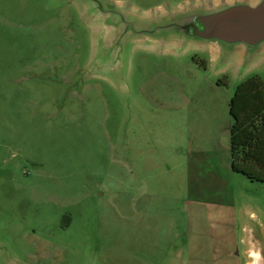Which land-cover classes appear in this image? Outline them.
Wrapping results in <instances>:
<instances>
[{
    "label": "rangeland",
    "instance_id": "374dc122",
    "mask_svg": "<svg viewBox=\"0 0 264 264\" xmlns=\"http://www.w3.org/2000/svg\"><path fill=\"white\" fill-rule=\"evenodd\" d=\"M219 1L0 0V264H260L229 127L264 50L134 33Z\"/></svg>",
    "mask_w": 264,
    "mask_h": 264
},
{
    "label": "water",
    "instance_id": "95a60500",
    "mask_svg": "<svg viewBox=\"0 0 264 264\" xmlns=\"http://www.w3.org/2000/svg\"><path fill=\"white\" fill-rule=\"evenodd\" d=\"M151 23L152 27L134 26V33H154L156 42L172 35L182 43L187 41L191 45L211 46L216 56H231L237 49H242V54L253 53L257 48L264 50V0H220L185 5L176 12L166 11L157 15ZM261 226L264 225L257 223L248 229L258 230L256 239L262 241L260 264H264Z\"/></svg>",
    "mask_w": 264,
    "mask_h": 264
},
{
    "label": "trees",
    "instance_id": "16d2710c",
    "mask_svg": "<svg viewBox=\"0 0 264 264\" xmlns=\"http://www.w3.org/2000/svg\"><path fill=\"white\" fill-rule=\"evenodd\" d=\"M230 113L232 169L252 181L264 182V80L259 75L238 84Z\"/></svg>",
    "mask_w": 264,
    "mask_h": 264
},
{
    "label": "crops",
    "instance_id": "0c3cea01",
    "mask_svg": "<svg viewBox=\"0 0 264 264\" xmlns=\"http://www.w3.org/2000/svg\"><path fill=\"white\" fill-rule=\"evenodd\" d=\"M198 48H201V49H203V50L208 49V50L210 51L211 55H212L211 57H212V58L215 57L216 51H215V49H214L213 47H211V46H199ZM205 61H206V60H205ZM230 129H231V125H230V127H229V132H230Z\"/></svg>",
    "mask_w": 264,
    "mask_h": 264
}]
</instances>
